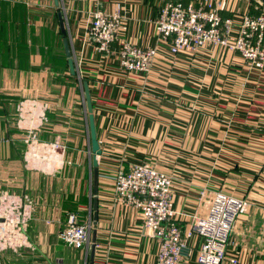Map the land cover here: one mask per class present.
Masks as SVG:
<instances>
[{"label":"crops","instance_id":"0c3cea01","mask_svg":"<svg viewBox=\"0 0 264 264\" xmlns=\"http://www.w3.org/2000/svg\"><path fill=\"white\" fill-rule=\"evenodd\" d=\"M45 1L0 0V202H17L29 212L17 227L20 235L0 249V264H156V241L142 228L139 210L114 196L113 172L141 161L172 173L182 230L192 215L205 212L213 191L246 197L249 206L233 224L221 264H264V69L219 47L180 52L174 60L160 47L162 56L149 72H126L85 39L90 11L118 5L124 28L114 47L124 39L149 46L156 40L158 0H60L59 6L51 0V29L60 33L61 10L77 70L56 78L48 67L35 66L29 51L32 24L47 19L41 15ZM257 6L256 0H230L221 13L253 14ZM79 78L88 81L101 148L96 194ZM25 100L39 107L38 137L62 144V167L42 171L26 165L25 129L15 112V104ZM81 179L90 187L83 193L85 207L76 212L91 219L90 244L77 248L58 233L73 210L70 183ZM200 241L190 238L177 264H197Z\"/></svg>","mask_w":264,"mask_h":264},{"label":"built area","instance_id":"2783aa9c","mask_svg":"<svg viewBox=\"0 0 264 264\" xmlns=\"http://www.w3.org/2000/svg\"><path fill=\"white\" fill-rule=\"evenodd\" d=\"M74 1V0H72ZM84 1V0H77ZM261 5L259 0H256ZM230 0H158V13L153 20L156 40L141 46L131 40H121L114 47L117 35L124 28L121 8L111 11L96 8L90 11L84 37L92 42L95 51L114 56L126 72H149L161 55L160 47L167 48V58L178 53L195 54L200 48H223L237 53L249 66L264 69V7L260 13L223 15ZM233 12V6L230 7ZM18 125L25 129L28 147L26 165L42 171L62 167V144L59 140L44 141L37 129L43 120L34 101H20ZM114 196L118 203L134 206L141 215L142 228L156 241V264H177L181 248L187 247L192 237L201 238L196 253L197 264H221L236 219L249 206L246 197L218 190L202 214H194L189 227L181 229L173 207L172 176L157 164L134 162L120 167L113 176ZM13 201L0 202V249L13 243L19 236L17 227L28 218V209ZM59 239L77 248L90 244L91 219L79 221L68 213ZM238 264V263H237Z\"/></svg>","mask_w":264,"mask_h":264},{"label":"rangeland","instance_id":"374dc122","mask_svg":"<svg viewBox=\"0 0 264 264\" xmlns=\"http://www.w3.org/2000/svg\"><path fill=\"white\" fill-rule=\"evenodd\" d=\"M45 3H46V5L41 7L42 8L41 15L43 14V16L45 18H47V17H49V14L48 13H52V11H51L52 8H51L50 5H48V4H51V0H47V1H45ZM43 10H45V11L43 12ZM41 21L36 22L35 25L32 24V28L33 29H32V37H31V43H30V49H29V51L31 53V58L33 60L32 63H34L35 66H38V65L39 66H42V65H46V66L51 65V66H54L55 65V62H53V61L55 59H57L56 56L61 51V48H60L61 47L60 46L61 45V40L59 39V38H61V36H60V33L58 32L59 30H58L57 27L55 28V26H54V30L51 29V23H50L51 21H49L48 18L44 22L40 23ZM37 58H39V59H37ZM174 58L175 57H171L170 56V59L171 60H174ZM63 66H64V70H63V72H60L61 75L62 74H66V72L67 73L69 72V71H67V69L65 70L66 63ZM253 67L257 71H262V70H258V68H256L255 66H253ZM56 73L59 74L58 71ZM82 80H81V78H79L80 87H82L81 86ZM20 104H21L20 102H18L17 104H15V112L18 114V118L17 119L20 118L19 117V112H18V107L20 106ZM15 123H16V121H15ZM25 133H26L25 130L22 131L23 138H24ZM153 163H155V162H153ZM117 170H115V172H113V176L117 172ZM169 173H170V175L173 178L172 173L171 172H169ZM79 174L81 176L82 172H79ZM70 187H71V188H69L70 191L75 196L73 198V203H69V205H71V207H72L73 210H70L68 213H74L76 215V217L78 218L79 221H85V220L88 219V217L86 216V214H85L84 217H80V216H82V214L81 213H77L76 211L78 210L79 212H81V210L85 207L84 205H86L87 202H86V199L83 197L84 196L83 193H84V190H85V195H86L87 194V189L90 186H89L88 182L85 184V182L83 181V179H81V180H79V182L76 181V182L70 183ZM113 187H114V184H113ZM218 190H222V189H217L215 191H218ZM215 191H213V193ZM205 192H206V189L205 188L202 189V190H200V192H199V200H202V198L205 195ZM211 197H212V195H211ZM211 197H210V199H211ZM172 198H173V195H172ZM210 199H209V201H210ZM209 201L207 202V205H208ZM177 217H178V214H177Z\"/></svg>","mask_w":264,"mask_h":264},{"label":"water","instance_id":"95a60500","mask_svg":"<svg viewBox=\"0 0 264 264\" xmlns=\"http://www.w3.org/2000/svg\"><path fill=\"white\" fill-rule=\"evenodd\" d=\"M260 3L264 7V0H259ZM53 4L55 6L60 5V0H53ZM57 18H58V25L60 29V33L62 34V46H63V51L66 57L67 61V66H68V71L71 75H76L77 70L74 62V58L72 55L71 51V45H70V40L66 34V26H65V18L64 14L61 10L57 11ZM81 89H82V95H83V100L85 104V110H86V118H87V129H88V138H89V148L91 152V182H92V193L96 194L97 189H98V160L97 156L101 152L100 144L97 138L96 134V127H95V121H94V115H93V106H92V100L90 96V91H89V85L88 81L86 79H83L81 82ZM95 208V207H94ZM96 209L93 211V221L96 220ZM94 246L95 242H91L90 246V258L92 259L93 253H94ZM188 248L182 247L181 248V253L183 254L186 252ZM92 264V262H90Z\"/></svg>","mask_w":264,"mask_h":264},{"label":"trees","instance_id":"16d2710c","mask_svg":"<svg viewBox=\"0 0 264 264\" xmlns=\"http://www.w3.org/2000/svg\"><path fill=\"white\" fill-rule=\"evenodd\" d=\"M180 1L187 2V0H180ZM262 7H263L262 4L259 5V6H257V7H255L253 9V12H252L253 15H256V14L260 13ZM31 37H32V35H31ZM59 39L61 40V38H59ZM61 47H62V43H61ZM56 57H57V59H55L53 61V62H55V65L54 66H51V65H48L49 67L46 66V65H42V66L48 67L50 70H52L55 73V77L56 78H59L61 76V73L60 72H63V70H64V66L63 65L65 63H66L65 70L67 69V71H68L67 61H66V57H65V54H64V51H63V47L61 48V51L58 53V55ZM57 71L59 72V74L56 73ZM62 75H64V74H62Z\"/></svg>","mask_w":264,"mask_h":264}]
</instances>
